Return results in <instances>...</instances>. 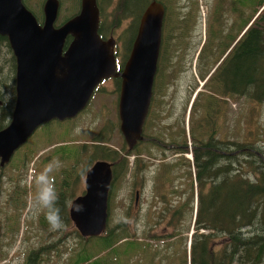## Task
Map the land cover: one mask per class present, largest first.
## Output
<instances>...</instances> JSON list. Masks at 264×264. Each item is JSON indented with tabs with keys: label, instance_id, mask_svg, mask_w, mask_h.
<instances>
[{
	"label": "trees",
	"instance_id": "16d2710c",
	"mask_svg": "<svg viewBox=\"0 0 264 264\" xmlns=\"http://www.w3.org/2000/svg\"><path fill=\"white\" fill-rule=\"evenodd\" d=\"M67 1L70 9L75 8L70 17L79 6ZM150 1L116 0L107 23L101 21L99 6L97 30L101 39L110 37L129 19L124 28L128 53L140 13ZM157 1L163 6L164 18L143 141L131 151L124 143L117 149L107 144V135L102 132L110 128L103 125L91 142L81 146L73 145V140L71 144L61 142L40 158L46 165L54 160L69 166L58 170L64 179L60 184L63 192L55 194L59 223L50 222L44 206L36 221L41 242L26 256L28 264L264 263V152L257 141H246L244 135L236 133L240 132L238 120L230 131L233 136L218 131L222 108L228 101L238 107L248 101L264 103V0H213L203 21L202 38L197 0ZM22 3L31 11L25 0ZM32 13L40 23L41 18ZM14 60L6 39L0 36V129L8 123L13 108ZM183 75L189 76L183 96L188 127L185 130L181 120L178 132H173L166 122L175 115L174 108L163 97ZM198 82L203 90L194 93ZM69 122H48L42 127L43 135L53 131L52 124ZM22 148V153L18 148L0 168V178L5 167L12 169V176H6L14 182L10 191L14 207L26 194L19 178L34 153L27 144ZM186 151L190 161L183 157ZM129 155L133 157L131 165ZM97 159L112 165L109 196L114 179L128 176L134 190L144 185L143 173L150 168L152 202L138 213L125 207L115 222L109 217V203L106 228L98 237L83 238L68 218L65 202L71 194L66 195L64 187L69 184L73 188L82 171ZM79 163L82 168L75 171ZM6 228L10 232L4 227L0 235H13L15 230ZM66 228H70L68 235ZM68 239L72 240L70 245Z\"/></svg>",
	"mask_w": 264,
	"mask_h": 264
},
{
	"label": "water",
	"instance_id": "95a60500",
	"mask_svg": "<svg viewBox=\"0 0 264 264\" xmlns=\"http://www.w3.org/2000/svg\"><path fill=\"white\" fill-rule=\"evenodd\" d=\"M78 6L76 14L55 25L58 0H43L40 23L22 0H0V36L15 58V96L9 122L0 129V167L9 163L41 123L71 119L80 113L97 83L108 77L120 78L116 115L123 143L131 151L143 141L163 6L152 0L143 8L129 54L118 72L113 38L102 40L98 34L96 1L79 0ZM111 166L104 159L92 162L84 172V192L68 205L71 225L83 238L98 237L106 228ZM136 199L135 191L134 205Z\"/></svg>",
	"mask_w": 264,
	"mask_h": 264
},
{
	"label": "rangeland",
	"instance_id": "374dc122",
	"mask_svg": "<svg viewBox=\"0 0 264 264\" xmlns=\"http://www.w3.org/2000/svg\"><path fill=\"white\" fill-rule=\"evenodd\" d=\"M59 7L58 15L55 21V24L61 22L66 19L71 13L75 11V8L72 10L71 7L68 6L67 0H58ZM75 4L78 3L79 0H72ZM116 0H97L98 6H100L101 18L103 23H107L110 14V9L115 7ZM171 2H178V0H170ZM198 1V14L199 22H200V37H203V21L205 16H207V12L211 4H213V0H197ZM28 8H31V11L34 12L41 18V5L43 0H25ZM29 11V10H28ZM128 20H124L119 27L116 28L115 32H112L111 37L113 38L115 44L113 47V52L115 54L116 63H120L123 56L128 53L125 51L124 37L127 34L124 33V28H127L129 23ZM108 38V37H107ZM198 38V37H197ZM127 43V42H126ZM189 76L183 75L179 81L167 88L165 97H163L164 101L170 102L169 105H172L174 108L175 115L168 121L172 125L171 130L173 132H178L179 127H181L180 122L182 120V125H184V129L186 130L187 125V109L183 110L184 107V93L186 90L184 88L185 84L188 82ZM113 79L106 80L99 84L98 90L95 91L92 96L89 106L80 114L76 116V118L71 119L69 124L61 123L58 125H51L53 127V131H51L47 136L43 135L41 129H36L33 135H30L24 144H27L29 148L34 149V153L24 165V169L21 170V177L19 178V186L22 189H25L24 195L20 196L17 199L16 205L11 206L10 204V191L12 190V186L14 182H10L8 176H12V169L5 167V175L2 180L0 189L3 192V195L0 196V234L2 231L7 229L6 227L15 230L13 235H9V233H5L0 235V264H24L25 258L28 255L29 251L33 248H37L40 238V228L37 227L36 221L38 219V215L41 213L44 208L42 196L44 190L48 187H51L52 182L61 184V180H64L62 176L58 175V170L60 168H67L69 166L68 162L64 163H56L50 161L47 165L40 161V158L47 156L52 150V146H59L62 143L71 144L69 142L73 140L75 143L73 145H80L84 143L91 142L90 140L94 139L96 134L99 133V130H102L103 125H106L110 129L106 132L103 131L102 134L107 135L108 145L119 148L124 140H122L121 135L118 133L119 128L117 115H116V91H114V83ZM202 87H200V82L197 84L196 91L202 92ZM193 93V94H194ZM192 94V96H193ZM192 98V97H191ZM167 103V104H168ZM166 105L165 107H167ZM169 107V106H168ZM188 108V106H187ZM224 115L219 118L218 131L219 134L223 135L227 134L228 136H233L230 134L231 128H234L236 125V121L240 122V132L237 131V134L244 135V139L246 141H257L261 150L264 152V103L250 101L244 102L241 107H238L236 103L227 102L224 104V108H222ZM165 121V120H164ZM176 121V122H175ZM61 126V127H60ZM57 129H55V128ZM67 129L68 131L64 133H59L60 131ZM178 134V133H177ZM61 138V139H60ZM62 140V141H60ZM187 139V144L190 143V140ZM51 144V145H50ZM19 153H22L23 148L20 147L18 149ZM165 154L168 155L166 152ZM171 155L170 157L174 156ZM13 157V154L12 156ZM38 157V158H37ZM57 159V155L54 156ZM168 157V159L170 158ZM183 157L191 160V155L189 151L183 154ZM142 158H145L142 156ZM133 157L128 156V163L131 165ZM143 160V159H142ZM92 163V162H91ZM90 163V164H91ZM7 165V164H6ZM75 167V171L82 168L80 163ZM146 166H150V164L146 163ZM73 167L70 168V171ZM84 171H82L79 176V180L72 189L71 197L66 200V207L68 209V205L74 199L75 196L84 192L83 190V180H84ZM8 175V176H6ZM146 180L144 185L141 187H135L133 190L130 187V182L128 181V176L122 180L114 179L112 181V191L110 196H108L109 204V214L110 219L115 222L120 214L123 213V209L127 206L130 207V212L138 213L139 211H145L148 208V205L152 196V188L149 187L148 178L150 175V168L146 169L143 173ZM63 188V187H62ZM61 188V190H62ZM65 189V187H64ZM137 192V202L134 205V192ZM71 192V191H70ZM69 194V193H66ZM68 198V197H67ZM8 218H12L10 220H6ZM108 217V216H107ZM4 223V224H3ZM64 230L68 235L69 229ZM75 229V228H74ZM8 230V229H7ZM6 232H10L9 230ZM55 236V235H54ZM68 244L72 243L71 239H68ZM53 264V263H50ZM60 264V262H58ZM264 264V263H263Z\"/></svg>",
	"mask_w": 264,
	"mask_h": 264
},
{
	"label": "flooded vegetation",
	"instance_id": "af4514ba",
	"mask_svg": "<svg viewBox=\"0 0 264 264\" xmlns=\"http://www.w3.org/2000/svg\"><path fill=\"white\" fill-rule=\"evenodd\" d=\"M96 1V5L98 6V3H97V0H95ZM99 7V6H98ZM97 7V8H98ZM57 15H58V13H57ZM57 18V17H56ZM98 18H99V10H98ZM67 19V18H66ZM99 20H100V18H99ZM42 22V21H41ZM62 22V21H61ZM61 22H59V23H57V24H55V25H58V24H60ZM111 37V36H110ZM129 54V53H128ZM128 54H127V56H128ZM114 58H115V56H114ZM125 58H126V55H124L123 56V58H122V60H121V62L120 63H116V59H115V64H116V66H117V68H116V71L118 72L119 70H120V68H122V63H123V61L125 60ZM113 79L114 81H113V83H114V91H116V96H117V98H118V93H119V83H120V78L119 77H116V78H114V77H108V78H106V80H109V79ZM106 80H102V81H100V82H98L97 83V85L94 87V90H93V94H91L90 95V97H89V99H88V101H87V103H86V106H84V108L82 109V111L80 112V113H82L86 108H87V106H89V102H90V100H91V98H92V96L94 95V93H95V91H97L98 90V87H99V84L100 83H102V82H105ZM117 98H116V105H118V103H117ZM0 104H1V101H0ZM116 110H117V107H116ZM79 112L74 116V117H72L71 119H73V118H76V116L78 115V114H80ZM117 117H118V115H117ZM116 117V118H117ZM71 119H63V120H58V121H56L55 119H51V120H49V121H46V123H48V122H51V121H55L56 123H58V122H64V121H71ZM9 122V121H8ZM46 123H41L36 129H41V130H43L42 129V127L44 126V125H46ZM8 124V123H7ZM6 124V125H7ZM118 127V126H117ZM3 128V127H2ZM36 129L34 130V132H36ZM109 129V128H108ZM34 134V133H33ZM32 134V135H33ZM6 165V164H5ZM4 165V166H5ZM3 166V167H4ZM3 167H0V168H3ZM4 179V177L2 176L1 178H0V184H1V182H3L2 180ZM71 183V182H70ZM53 184H56L55 185V187L53 186ZM1 188H3L2 186H0ZM12 188H13V186H12ZM51 188L53 189V191H54V193L56 194H58V195H60L61 194V192H63V191H61V186H60V183L59 184H57V183H53L52 182V184H51ZM65 194L66 193H69V195H70V193H72V189H71V187H70V185L69 184H67L66 186H65ZM71 191V192H70ZM81 193H83V192H81ZM135 193V192H134ZM3 195V192H2V190L0 189V196H2ZM66 195H68V194H66ZM65 195V196H66ZM134 195V194H133ZM66 210H67V207H66ZM24 264H28V258H25V261H24Z\"/></svg>",
	"mask_w": 264,
	"mask_h": 264
},
{
	"label": "clouds",
	"instance_id": "9594fccd",
	"mask_svg": "<svg viewBox=\"0 0 264 264\" xmlns=\"http://www.w3.org/2000/svg\"><path fill=\"white\" fill-rule=\"evenodd\" d=\"M55 193L51 187L44 190L42 201L43 205L48 209L47 216L50 222L54 225L59 223V209L54 207L55 204ZM76 210H80V206L76 207Z\"/></svg>",
	"mask_w": 264,
	"mask_h": 264
}]
</instances>
